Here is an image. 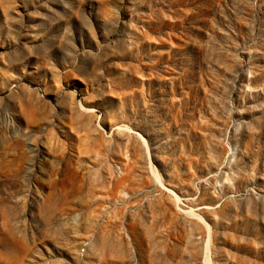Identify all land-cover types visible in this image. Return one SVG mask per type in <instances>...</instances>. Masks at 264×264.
<instances>
[{"label":"rangeland","instance_id":"obj_1","mask_svg":"<svg viewBox=\"0 0 264 264\" xmlns=\"http://www.w3.org/2000/svg\"><path fill=\"white\" fill-rule=\"evenodd\" d=\"M0 264H264V0H0Z\"/></svg>","mask_w":264,"mask_h":264}]
</instances>
